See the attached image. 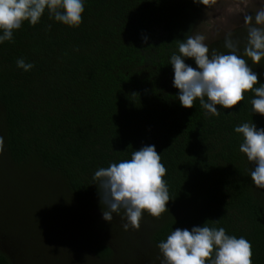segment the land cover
<instances>
[{
    "label": "trees",
    "instance_id": "1",
    "mask_svg": "<svg viewBox=\"0 0 264 264\" xmlns=\"http://www.w3.org/2000/svg\"><path fill=\"white\" fill-rule=\"evenodd\" d=\"M203 7L199 0H84L79 27L45 12L38 24L25 22L11 41L0 43V184L8 175L31 172L101 229L83 236L68 264H161L159 242L176 228L204 223L247 239L252 264H264V189L252 183L254 165L239 151L242 135L234 131L251 120L264 128V116L252 113L254 93H245L236 108L217 106L220 115L212 116L199 100L182 107L173 87L171 55L179 54L178 40L193 34ZM230 32L243 55L245 25ZM225 36L207 44L210 53H228ZM20 58L34 67L18 68ZM185 63L196 67L192 59ZM249 65L264 84V60ZM147 145L155 146L167 169L168 212L159 219L144 212L139 230L125 231L123 209L110 223L102 219L92 177ZM49 199L45 194L35 201L41 210L54 208L45 221L35 218L40 212L28 201L30 234L12 218L2 221L0 264L43 261L44 251L32 253L29 242L42 243L52 222L61 228L67 219L62 205ZM75 213L64 212L71 219ZM53 263L61 264L60 257Z\"/></svg>",
    "mask_w": 264,
    "mask_h": 264
},
{
    "label": "clouds",
    "instance_id": "2",
    "mask_svg": "<svg viewBox=\"0 0 264 264\" xmlns=\"http://www.w3.org/2000/svg\"><path fill=\"white\" fill-rule=\"evenodd\" d=\"M214 3L215 0H212ZM209 5L210 0H199ZM47 12L54 19L69 27L82 23L84 0H0V43L11 41L13 33L25 22L38 24ZM247 35L243 55L240 40L228 32L224 39L227 54L213 49L210 53L206 36L195 34L186 40H178V53H173L170 65L174 71L173 87L178 89V100L184 108H193L199 100L206 114L219 116L217 106L236 108L245 99V93L253 92L252 113L264 116V84L249 65H260L264 60V7L252 15L244 16ZM146 41V37L144 38ZM194 60L196 67L185 63ZM18 68L31 70L34 65L23 58L16 61ZM256 85H259L258 87ZM242 135L239 151L254 165L250 178L256 188L264 189V128L258 129L253 121L234 128ZM4 150L0 137V154ZM167 169L154 145L134 150L130 159L113 162L95 171L92 180L98 190L100 205H104L102 219L111 222L113 213L126 220L122 227L139 230L143 213L159 219L168 212L170 195L164 177ZM161 264H252V245L244 237L228 235L225 228L193 226L176 228L158 243Z\"/></svg>",
    "mask_w": 264,
    "mask_h": 264
},
{
    "label": "rangeland",
    "instance_id": "3",
    "mask_svg": "<svg viewBox=\"0 0 264 264\" xmlns=\"http://www.w3.org/2000/svg\"><path fill=\"white\" fill-rule=\"evenodd\" d=\"M262 7H264V0H215L214 3L210 0L209 5H204L201 18L192 35L197 33L205 35L207 38L205 43L209 44L228 32L244 26V16L247 14L254 17L255 12ZM3 170H0L2 174L4 173ZM4 183L0 184V227L2 226V221L5 223L7 220L9 222L13 220L17 227L19 226L21 233L23 232L24 235L30 234L26 231L28 226L27 218H32L34 215L28 211V201H30L31 207L35 204L34 212H40L35 215V218L39 220L45 221L49 215L55 214L53 207L47 206L41 210L39 204L35 201L45 194L50 196L49 200H57V190L52 187L49 188L48 183L45 181H38L31 172L26 176V171H21L16 178L8 175ZM12 198H17L18 200H12ZM57 201L62 205V209H60L63 213L62 215L67 217L66 224L60 228V223L51 221L52 225L50 226L52 229L42 243L29 242L28 246L33 251L32 253L35 250L44 251V254H41L43 261L33 258L35 261L32 264H54L56 256L60 257L61 264H68L70 259L76 258V252L79 254L78 246L81 244L83 236L88 233L93 235L94 232H101L100 226L95 222L84 219V210H79L77 205L64 204L67 200L63 198ZM65 211L66 213L76 212L74 219L68 217L69 214H64ZM57 218H60V213H57ZM115 220L120 223L121 219L115 218ZM114 224L116 223L114 222ZM1 232L2 230L0 229ZM10 232L16 233V231ZM29 237H32V235H29Z\"/></svg>",
    "mask_w": 264,
    "mask_h": 264
}]
</instances>
